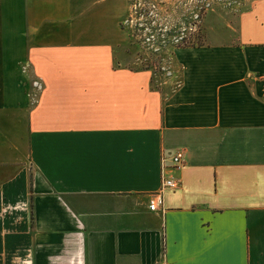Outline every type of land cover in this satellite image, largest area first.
<instances>
[{"label": "crops", "instance_id": "1", "mask_svg": "<svg viewBox=\"0 0 264 264\" xmlns=\"http://www.w3.org/2000/svg\"><path fill=\"white\" fill-rule=\"evenodd\" d=\"M122 11L0 0V264H264V0L174 46L169 92L121 65Z\"/></svg>", "mask_w": 264, "mask_h": 264}, {"label": "rangeland", "instance_id": "2", "mask_svg": "<svg viewBox=\"0 0 264 264\" xmlns=\"http://www.w3.org/2000/svg\"><path fill=\"white\" fill-rule=\"evenodd\" d=\"M250 0H123L121 65L151 72V86L169 92L179 66L174 46L224 43L235 38L239 12Z\"/></svg>", "mask_w": 264, "mask_h": 264}, {"label": "built area", "instance_id": "3", "mask_svg": "<svg viewBox=\"0 0 264 264\" xmlns=\"http://www.w3.org/2000/svg\"><path fill=\"white\" fill-rule=\"evenodd\" d=\"M167 160H169L167 162ZM182 165V151L176 149L168 156H159V183L157 189L150 192L147 207L151 210L158 208L162 202L163 192L166 189H174L179 184V180L169 171L177 169Z\"/></svg>", "mask_w": 264, "mask_h": 264}, {"label": "trees", "instance_id": "4", "mask_svg": "<svg viewBox=\"0 0 264 264\" xmlns=\"http://www.w3.org/2000/svg\"><path fill=\"white\" fill-rule=\"evenodd\" d=\"M181 46V45H180Z\"/></svg>", "mask_w": 264, "mask_h": 264}]
</instances>
